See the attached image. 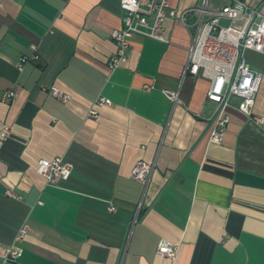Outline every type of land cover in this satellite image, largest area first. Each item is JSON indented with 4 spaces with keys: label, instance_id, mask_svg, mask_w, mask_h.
<instances>
[{
    "label": "crops",
    "instance_id": "0c3cea01",
    "mask_svg": "<svg viewBox=\"0 0 264 264\" xmlns=\"http://www.w3.org/2000/svg\"><path fill=\"white\" fill-rule=\"evenodd\" d=\"M247 2L264 16V0ZM204 3L171 0L168 43L137 36L111 70L121 0H0V243L24 254L0 264H264V124L232 99L213 142L210 82L183 79ZM179 87L175 105L165 92ZM99 97L112 106L91 118ZM254 116L264 119V78ZM56 158L74 172L49 186L37 165ZM142 160L155 168L148 185L132 177ZM162 241L179 247L175 260L158 254Z\"/></svg>",
    "mask_w": 264,
    "mask_h": 264
},
{
    "label": "built area",
    "instance_id": "2783aa9c",
    "mask_svg": "<svg viewBox=\"0 0 264 264\" xmlns=\"http://www.w3.org/2000/svg\"><path fill=\"white\" fill-rule=\"evenodd\" d=\"M207 4L208 0H205V6L196 11L198 18L194 24L193 44L183 79L202 78L210 82L208 99L218 105L212 119L211 140L221 143L231 122L227 109L231 106L232 99L240 100L238 109L242 113L257 123L264 124L263 118L254 116L264 70H253L245 57L246 51L264 55V16L260 10L252 8L247 0H232L230 6L218 12L207 11ZM121 8L126 15L123 27L112 33L118 50L109 61L111 70H117L127 62V52L132 40L137 36L168 43L163 24L167 17L177 16L171 9V0H121ZM183 19L186 20V14ZM224 20H228L230 24L225 25ZM37 58L35 55L31 59ZM29 60L30 58H25L22 63ZM20 68L22 69V66ZM165 94L175 105L182 104L181 87L166 91ZM14 95V92H8L5 100L10 101ZM53 95L64 103L73 98L57 88L53 89ZM105 106H112L111 100L99 97L90 109L89 117L98 118V108ZM9 133L10 128L5 126L0 134L1 139H5ZM154 169V165L142 160L133 170L132 177L148 185ZM37 172L46 179L49 186H57L71 178L74 166L63 158L42 159L38 162ZM28 232L29 228L24 226L17 235L16 243H22ZM178 253L179 247L173 243L162 241L159 245L158 254L163 258L175 260ZM23 256V251L18 245L4 249L0 243V258L4 262L16 263Z\"/></svg>",
    "mask_w": 264,
    "mask_h": 264
},
{
    "label": "rangeland",
    "instance_id": "374dc122",
    "mask_svg": "<svg viewBox=\"0 0 264 264\" xmlns=\"http://www.w3.org/2000/svg\"><path fill=\"white\" fill-rule=\"evenodd\" d=\"M245 57L251 65H257L263 63V57L252 51H246Z\"/></svg>",
    "mask_w": 264,
    "mask_h": 264
}]
</instances>
